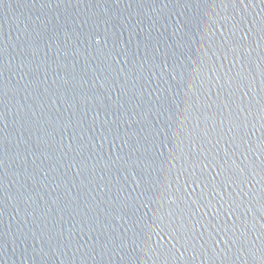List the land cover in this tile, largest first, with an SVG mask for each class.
<instances>
[{
	"label": "water",
	"instance_id": "1",
	"mask_svg": "<svg viewBox=\"0 0 264 264\" xmlns=\"http://www.w3.org/2000/svg\"><path fill=\"white\" fill-rule=\"evenodd\" d=\"M0 264H264V0H0Z\"/></svg>",
	"mask_w": 264,
	"mask_h": 264
}]
</instances>
